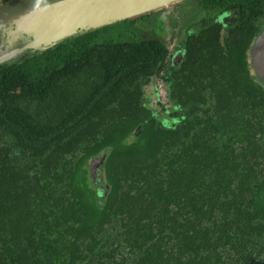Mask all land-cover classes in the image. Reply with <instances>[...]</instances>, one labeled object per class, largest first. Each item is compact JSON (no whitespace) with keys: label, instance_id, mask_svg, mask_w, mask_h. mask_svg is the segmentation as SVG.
<instances>
[{"label":"trees","instance_id":"trees-1","mask_svg":"<svg viewBox=\"0 0 264 264\" xmlns=\"http://www.w3.org/2000/svg\"><path fill=\"white\" fill-rule=\"evenodd\" d=\"M202 1L178 63L94 30L0 65V264H264V0Z\"/></svg>","mask_w":264,"mask_h":264},{"label":"water","instance_id":"water-1","mask_svg":"<svg viewBox=\"0 0 264 264\" xmlns=\"http://www.w3.org/2000/svg\"><path fill=\"white\" fill-rule=\"evenodd\" d=\"M182 0H53L14 17L8 25L14 48L0 54V65L16 63L21 56L42 52L63 41L160 10ZM251 70L264 85V19L260 32L250 47ZM175 62H178L176 59ZM138 132V130H137ZM101 160H91L89 168L101 184Z\"/></svg>","mask_w":264,"mask_h":264},{"label":"rangeland","instance_id":"rangeland-1","mask_svg":"<svg viewBox=\"0 0 264 264\" xmlns=\"http://www.w3.org/2000/svg\"><path fill=\"white\" fill-rule=\"evenodd\" d=\"M17 8L6 14L0 20V54L14 48L15 42L7 36L8 25L11 20L23 11L32 9L53 0H19ZM202 0H182L160 10L152 11L122 22H117L94 32L93 41L112 40L115 42L158 39L165 43L169 50L182 38L185 31L191 28L203 17ZM188 27V28H187ZM187 28V29H186ZM66 44L62 46L67 47ZM149 102L154 100L160 92L152 93V87H147ZM161 95V93H160Z\"/></svg>","mask_w":264,"mask_h":264},{"label":"flooded vegetation","instance_id":"flooded-vegetation-1","mask_svg":"<svg viewBox=\"0 0 264 264\" xmlns=\"http://www.w3.org/2000/svg\"><path fill=\"white\" fill-rule=\"evenodd\" d=\"M203 2V1H202ZM18 4H20V1L19 0H0V20H2V18L6 15V14H9L10 12H12L15 8H17V6H18ZM203 8V7H202ZM203 11H204V16L203 17H201L200 19H202V18H204V17H210V18H212L216 13H214V12H211V13H207L204 9H203ZM199 19V20H200ZM264 19V18H263ZM263 19L261 20V22L263 21ZM198 20V21H199ZM197 21V22H198ZM196 22V23H197ZM193 27V26H192ZM191 27V28H192ZM188 28V27H187ZM186 28V29H187ZM191 28H188L186 31H185V34L183 35V36H185L189 31H190V29ZM183 36H182V38H183ZM182 38L175 44V46H174V48H173V50L171 51V50H169L168 49V47H167V45H166V48H167V50H168V52L170 53L171 52V54H172V56H171V62H175V60L177 59L178 60V62H179V60H180V57H181V52L180 51H178L177 50V48H178V43H180L181 42V40H182ZM154 40H158V39H154ZM158 41H160V40H158ZM160 42H162V41H160ZM25 56V55H24ZM21 58H23V56L21 57ZM21 58H19L18 60H20ZM178 62H175V63H178ZM2 65H4V64H2ZM149 86V84L148 85H146V87H145V95H144V98H146L147 100L149 99V92H148V89H147V87ZM151 87V86H150ZM152 93H155V92H153L152 91ZM158 95H160V94H158ZM155 97H157V96H155V94H154V98ZM149 101V100H148Z\"/></svg>","mask_w":264,"mask_h":264}]
</instances>
